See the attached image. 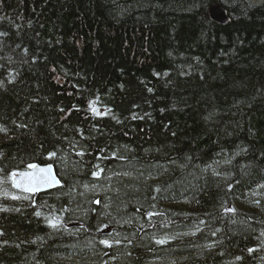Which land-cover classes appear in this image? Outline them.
<instances>
[{
  "label": "trees",
  "instance_id": "trees-1",
  "mask_svg": "<svg viewBox=\"0 0 264 264\" xmlns=\"http://www.w3.org/2000/svg\"><path fill=\"white\" fill-rule=\"evenodd\" d=\"M0 264H264V0H0Z\"/></svg>",
  "mask_w": 264,
  "mask_h": 264
},
{
  "label": "water",
  "instance_id": "water-1",
  "mask_svg": "<svg viewBox=\"0 0 264 264\" xmlns=\"http://www.w3.org/2000/svg\"><path fill=\"white\" fill-rule=\"evenodd\" d=\"M209 16L220 24H227L232 20L227 7L218 3L211 5ZM61 185L62 181L52 164L37 165L32 169L24 170L17 175L14 181L17 190L33 195L57 189Z\"/></svg>",
  "mask_w": 264,
  "mask_h": 264
},
{
  "label": "rangeland",
  "instance_id": "rangeland-1",
  "mask_svg": "<svg viewBox=\"0 0 264 264\" xmlns=\"http://www.w3.org/2000/svg\"><path fill=\"white\" fill-rule=\"evenodd\" d=\"M251 2L253 1L255 4H261L263 0H250ZM258 1V2H257Z\"/></svg>",
  "mask_w": 264,
  "mask_h": 264
},
{
  "label": "bare ground",
  "instance_id": "bare-ground-1",
  "mask_svg": "<svg viewBox=\"0 0 264 264\" xmlns=\"http://www.w3.org/2000/svg\"><path fill=\"white\" fill-rule=\"evenodd\" d=\"M257 2H258V1H257ZM52 165H53V164H52ZM18 174H19V173H18ZM18 174H17V175H18Z\"/></svg>",
  "mask_w": 264,
  "mask_h": 264
}]
</instances>
